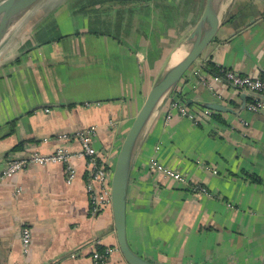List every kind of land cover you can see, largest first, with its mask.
Returning a JSON list of instances; mask_svg holds the SVG:
<instances>
[{
  "label": "crops",
  "instance_id": "0c3cea01",
  "mask_svg": "<svg viewBox=\"0 0 264 264\" xmlns=\"http://www.w3.org/2000/svg\"><path fill=\"white\" fill-rule=\"evenodd\" d=\"M204 3L193 14L188 7L172 24L151 13L146 28L142 8L127 10L116 31L104 33L85 24L89 14L56 11L66 26L54 29L41 27L47 15L40 20L34 13L1 45L0 173L12 159L67 145L76 176L69 182L62 163L30 164L0 181V264H129L118 245L112 208L91 213L90 173L79 142L61 141L58 135L96 125L94 146L112 170L151 86L198 21ZM154 18L166 28H155ZM152 43L159 45L156 55ZM208 60L264 78V0L234 1L201 62L179 83L176 92L183 99L175 93L152 119L130 175L128 240L138 254L158 264H261L264 113L247 108L255 95L243 99L241 89L202 70ZM198 69L211 86L199 80ZM173 98L195 117L171 108ZM209 101L232 111L201 104ZM152 158L184 174L188 183L153 169ZM24 227L31 230L28 251L22 243ZM99 247L114 251L98 263L93 253Z\"/></svg>",
  "mask_w": 264,
  "mask_h": 264
},
{
  "label": "water",
  "instance_id": "95a60500",
  "mask_svg": "<svg viewBox=\"0 0 264 264\" xmlns=\"http://www.w3.org/2000/svg\"><path fill=\"white\" fill-rule=\"evenodd\" d=\"M234 1L205 0L198 21L170 54L167 64L151 86L144 104L121 145L111 179V208L118 245L129 264H158L138 254L131 247L127 236V193L135 155L156 113L173 97L181 80L193 65L201 62L202 54L216 39ZM45 2L47 0H0V48L16 28L36 13ZM34 45L24 48L19 54ZM177 52H180L181 56L174 61ZM241 91L244 93L243 99L248 93L264 98V95L251 90L241 89ZM201 104L207 109L232 111L219 102L209 101ZM261 264H264V253Z\"/></svg>",
  "mask_w": 264,
  "mask_h": 264
},
{
  "label": "built area",
  "instance_id": "2783aa9c",
  "mask_svg": "<svg viewBox=\"0 0 264 264\" xmlns=\"http://www.w3.org/2000/svg\"><path fill=\"white\" fill-rule=\"evenodd\" d=\"M200 68V67H199ZM220 74L212 75L213 80H227L239 89H247L264 95V78L259 76H252L246 74H240L232 69H224L221 67ZM196 76L204 84L211 86V82L202 74L200 70L195 71ZM174 99V98H173ZM178 98L171 102V108H177L180 112L190 118H194L195 114L188 107L181 104ZM247 108L254 113H264V98L254 96L253 99L248 102ZM168 119L170 113H168ZM97 135V126L91 125L86 128L74 131L73 133H61L58 135L61 141L77 140L81 146L79 155L87 158L88 170L90 173L89 180L87 182V190L90 197L91 213L97 215L103 211L106 207H111L112 204V173L103 163L100 154L94 146V138ZM72 150L67 146H62L54 152L42 153L39 150L33 151L30 156L12 159L7 167L0 173V181L5 178H9L14 174L25 170L30 164L47 165L50 163H62L67 170V179L70 182L76 176V170L71 163V157L73 156ZM150 166L163 173L165 176L171 177L174 180L181 183H188V178L179 171L171 169L152 158ZM196 190L206 192L207 189L202 185H194ZM31 242V230L29 227H24L22 231V243L25 251H28ZM114 251L112 247H106L102 251L96 250L93 253L94 259L99 262L106 261L111 253Z\"/></svg>",
  "mask_w": 264,
  "mask_h": 264
},
{
  "label": "trees",
  "instance_id": "16d2710c",
  "mask_svg": "<svg viewBox=\"0 0 264 264\" xmlns=\"http://www.w3.org/2000/svg\"><path fill=\"white\" fill-rule=\"evenodd\" d=\"M161 0H66L65 2L67 5H70L69 8L70 11L89 14L88 16H100L102 11H111L115 9L114 6H117L119 8H123V10L133 11L134 9L142 8L144 13H148L151 15L158 14L159 19L164 18L168 20L170 24H172V20L178 21L180 19V13L179 17L175 11L173 15V19L171 18L169 9L175 8L177 11L182 9L183 5H185V0H169V5L167 8H161ZM191 6L189 7L191 11H195L197 6L200 5L201 0H190ZM186 6V5H185ZM184 6V7H185ZM67 10V11H69ZM57 9H53L42 21H40L39 25H43L45 21L53 16H55V12ZM66 12V11H65ZM198 18V17H197ZM196 18V19H197ZM99 19H95V24L98 23ZM55 29V28H54ZM93 32L98 33L99 31H96L97 29H90ZM202 70H205L209 75H215L220 74L221 67L216 65L214 62L208 60L205 63V66L201 68ZM177 91V90H176ZM176 93V95L181 99H183L182 95L180 93ZM253 177L257 181H261V177L258 175H253ZM104 248L99 247L98 250L102 251ZM101 264V263H100Z\"/></svg>",
  "mask_w": 264,
  "mask_h": 264
},
{
  "label": "rangeland",
  "instance_id": "374dc122",
  "mask_svg": "<svg viewBox=\"0 0 264 264\" xmlns=\"http://www.w3.org/2000/svg\"><path fill=\"white\" fill-rule=\"evenodd\" d=\"M65 1L66 0H47V2L44 3L45 5H43V6H41L39 8V10L35 14V17H33V18L34 19H39L40 18V20H41L42 16L48 15L53 9H57V13H59V14H61L60 12H62V13L64 12L65 13V11L69 10V8L71 7L70 5H67V3ZM185 1H186V3H185L186 6L184 5L185 9H183L184 6L179 11H177L175 8L169 9V12H170V15H171L172 19H173V15H174L175 11H176L178 17H179V13H180V18H181V15L184 12L187 11L186 9L188 7L191 6V4H190L191 1L190 0H185ZM161 2L164 4L163 7L168 5V0H161ZM114 7H115V9L111 10V12H115L116 11V15H113L111 13L112 16L110 17V16H108V11H102L101 14H99L100 16H96V15L88 16L87 20L85 21V24L90 29L96 28L97 29L96 31H99V33H104V32H109V31H116L119 22L121 21V19H124V17L121 18V16H123L127 10H123V8H119L120 6L118 7V5L114 6ZM59 10H60V12H59ZM196 12L197 11H192V14L196 13ZM147 15H149V16H147ZM142 16H141V20L143 22V25H142L143 28L149 27V25H150L149 23L151 22V18H152L151 15L150 14H146L145 15V13H143ZM36 17H38V18H36ZM196 17H197V15H195V19H196ZM96 18L99 19V20H97L98 23L95 24L94 21H95ZM158 18L157 19H155V18L153 19V21H155V26L154 27L163 30L164 28H166V26H163V24L159 22ZM105 20L107 21V23L106 22L104 23ZM156 25H158V26H156ZM44 26H48V27H51V28L65 27L66 26V21H65L64 17H57V15H55V16L47 19L45 21V23H43V25H41V27H44ZM124 28H125V24L123 22V23H121V26L119 28V32H122V29L124 30ZM57 31H58V29H57ZM57 31H54V32L56 33ZM45 36H46V34L44 33V34L38 35L37 37H39V38L41 37L42 38V37H45ZM157 49H160L158 43H152L153 55H156V53L158 52V51H156Z\"/></svg>",
  "mask_w": 264,
  "mask_h": 264
},
{
  "label": "bare ground",
  "instance_id": "6f19581e",
  "mask_svg": "<svg viewBox=\"0 0 264 264\" xmlns=\"http://www.w3.org/2000/svg\"><path fill=\"white\" fill-rule=\"evenodd\" d=\"M180 56H181V55H180V52H177V53L175 54L174 61H176Z\"/></svg>",
  "mask_w": 264,
  "mask_h": 264
}]
</instances>
